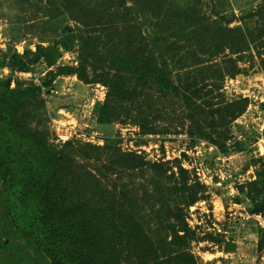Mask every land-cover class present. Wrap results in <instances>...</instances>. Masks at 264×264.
<instances>
[{
  "label": "rangeland",
  "instance_id": "1",
  "mask_svg": "<svg viewBox=\"0 0 264 264\" xmlns=\"http://www.w3.org/2000/svg\"><path fill=\"white\" fill-rule=\"evenodd\" d=\"M69 1L0 0V264H264V0H110L213 104L150 84L143 115L60 71L88 34Z\"/></svg>",
  "mask_w": 264,
  "mask_h": 264
},
{
  "label": "trees",
  "instance_id": "2",
  "mask_svg": "<svg viewBox=\"0 0 264 264\" xmlns=\"http://www.w3.org/2000/svg\"><path fill=\"white\" fill-rule=\"evenodd\" d=\"M69 3L70 7L74 6L76 10L77 7H80L83 10L84 21H82V25L86 27L88 34L79 36L81 46L79 48V66L76 70L71 72V68L62 67L60 71L65 74L75 73L83 80H88L87 71L89 68H93L94 77L91 78V82H102L108 88L104 112L109 113L113 109L116 112L115 106H111L114 104L112 100L120 102L128 97H133L137 100L140 108L137 114H145L146 110H142L145 108L142 107V104L144 102L145 106L150 105L152 90L150 84H155L158 87L160 95L182 98L192 110L206 106L212 109V102L204 99V97L200 103L194 101L195 96H199L203 91L202 89L205 88L199 86L198 76L186 75L187 78L184 82L179 77L177 80L173 77L170 68H166L165 64L158 62L157 55L152 51L149 44L145 43L144 39L138 41L133 38V40L122 42L116 37L121 24L115 22L118 16L117 13L110 10L113 4L110 0H70ZM91 16L95 21L91 22ZM97 33L99 34L95 38L93 34L97 35ZM100 45L102 46L100 47ZM229 61L233 63V60ZM198 74H202L201 71H198ZM213 93L212 87L203 95L209 96ZM247 106L248 100L242 99L226 103L214 112L220 113L225 109L226 114L221 115L220 120L231 123L244 113ZM189 118L193 119L192 114ZM212 123H214V128L218 127L215 122ZM200 128V126L197 127V129ZM214 143H217L216 139Z\"/></svg>",
  "mask_w": 264,
  "mask_h": 264
},
{
  "label": "built area",
  "instance_id": "3",
  "mask_svg": "<svg viewBox=\"0 0 264 264\" xmlns=\"http://www.w3.org/2000/svg\"><path fill=\"white\" fill-rule=\"evenodd\" d=\"M259 219V223L261 224V225H264V220L260 217V218H258Z\"/></svg>",
  "mask_w": 264,
  "mask_h": 264
}]
</instances>
